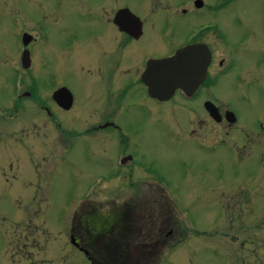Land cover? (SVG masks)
<instances>
[{
  "label": "rangeland",
  "instance_id": "rangeland-1",
  "mask_svg": "<svg viewBox=\"0 0 264 264\" xmlns=\"http://www.w3.org/2000/svg\"><path fill=\"white\" fill-rule=\"evenodd\" d=\"M91 1L63 4L60 24L88 40L80 45L83 57L77 56V66L88 59L85 56L97 55L91 43L106 36L108 29L96 18L80 15ZM123 1L141 15L147 12L146 0ZM200 1L202 9L178 17L175 8L184 3L186 9L190 0H162L169 9L146 15V35L135 44V58L127 64L132 68L144 54L157 56L152 48L160 42L180 45L189 29L215 26L224 38L220 45L214 43L217 60L223 49L235 69L213 92L237 117L230 135L237 145L229 148L218 142L231 129L225 123L194 119L188 112L192 124L165 121L155 128L139 125L137 107L131 109L126 115L132 126L125 129L131 148L138 162L160 173L166 185L162 193L152 188L115 190L120 181L104 183L99 178L107 181L109 169L100 145L78 138L65 151L44 112L30 102L14 107L16 82L22 79L24 86L26 79L16 61L14 33L7 35L0 21V264H90L70 243L72 221L80 218L91 228L116 220L124 209L132 210L133 224L149 217L151 232L157 223L172 231L161 241L158 254L138 256L136 264H264V62H259L264 56V0ZM27 6L35 10L26 2L8 5L23 16ZM74 70L56 75L66 82L74 74L80 77ZM68 83L77 93L85 90L82 83ZM129 98L141 104L136 92ZM109 152L114 160L113 150ZM162 200H170V206L159 207ZM132 231L137 236V230Z\"/></svg>",
  "mask_w": 264,
  "mask_h": 264
},
{
  "label": "flooded vegetation",
  "instance_id": "flooded-vegetation-1",
  "mask_svg": "<svg viewBox=\"0 0 264 264\" xmlns=\"http://www.w3.org/2000/svg\"><path fill=\"white\" fill-rule=\"evenodd\" d=\"M15 1L26 2L35 10L31 11L27 6L25 16L18 14L8 7ZM72 1L74 0H3L2 4L0 0V21L3 22L1 28L7 35L14 33V40L18 45L16 61L26 79L24 86L22 79L19 85L16 82L15 95L12 98L16 109L22 106V102H30L33 107L44 112L48 122L58 130L63 141L61 147L65 151L71 141L78 138L84 142L92 140L100 145L99 154L104 157L109 169L107 181L101 175L99 178L104 183L120 181V185H115L117 191L128 192L136 188L138 191H149L151 188L156 192L166 191L160 173L156 172L153 166H144L138 162L131 148L125 129L126 126L131 127L132 122L127 124L126 114L135 107L138 110L136 116L139 125L155 128L165 121L173 125L179 124L177 121L192 124L193 117L190 120L188 112L193 113L194 119L201 117L210 123H225L226 127L231 129L222 133L218 142L228 145L229 148L237 145L235 139L230 137L237 117L231 107L213 92L218 81L235 69V61L226 57L225 50H221L224 55L217 60L214 43L220 45L224 38L215 26L204 24L197 30L189 29L180 45L160 42L152 48L157 56L141 55L136 59L137 64L130 68L127 61L135 58V44L143 41L146 35V15L151 16L160 9L167 11L169 8L161 2L162 0H146L148 6L144 9L147 12L141 15L140 11H136L123 0H92L93 3L87 0L91 1L94 7L91 9L92 5H84L80 15L84 16V19L88 16L94 17L100 25L108 29L106 36L96 40L95 44L91 43L97 55L85 56L84 58L88 59L80 61L77 66L74 64L77 56L83 57L79 52L80 45L88 40L80 39L60 24L66 5L64 3L70 4ZM198 1L200 0H190L186 9L183 8L184 3H180L175 8V13L178 17H184L182 15L188 12L202 9L203 2L200 1L202 6L198 7ZM93 34L94 32L88 34V39ZM101 43H105V46ZM193 44L205 45L210 50V60L203 81L192 92L177 88L171 96L164 99L149 94L145 82L149 64L169 58L179 49ZM98 56L100 57L95 59ZM259 62H264V56ZM74 69L79 72L80 77H75L74 74L72 79L68 77L64 82V79L56 75H70ZM87 77L91 80L89 83ZM70 81L82 83L84 92L77 93L68 83ZM132 91L142 97L140 105L136 106L132 99H127ZM57 92L58 96L55 98ZM209 104L215 108H209L213 110L212 114L208 110ZM110 149L114 152V160L108 158ZM168 203H171L170 200H162L159 207L168 208ZM128 212L130 214L126 215ZM132 219L134 214L130 209L121 211L116 220L110 219L91 228L78 218L72 221L68 237L72 246L81 252L90 264L101 263L99 260L103 257V251L110 255H123L127 252L125 259L134 253L139 256L158 254L162 238L171 235V229L164 230L157 223L153 233L151 227L147 228V223H151L148 221L149 217L137 221L135 225L131 223ZM89 228L92 232H87ZM132 229L137 230V236ZM142 229L148 230L147 233L145 231L140 234Z\"/></svg>",
  "mask_w": 264,
  "mask_h": 264
},
{
  "label": "water",
  "instance_id": "water-1",
  "mask_svg": "<svg viewBox=\"0 0 264 264\" xmlns=\"http://www.w3.org/2000/svg\"><path fill=\"white\" fill-rule=\"evenodd\" d=\"M197 6L201 7L202 2L198 1ZM209 60V48L193 44L179 49L169 58L150 63L145 78L149 94L164 99L171 96L177 88L192 92L205 78ZM57 96L58 92L54 97ZM209 105L208 110L212 114L213 110L209 108H215Z\"/></svg>",
  "mask_w": 264,
  "mask_h": 264
},
{
  "label": "trees",
  "instance_id": "trees-1",
  "mask_svg": "<svg viewBox=\"0 0 264 264\" xmlns=\"http://www.w3.org/2000/svg\"><path fill=\"white\" fill-rule=\"evenodd\" d=\"M129 214H130V212L126 213V215H129ZM162 227H163V225H162ZM87 232H92V230L89 228V231H87ZM162 240L164 241V238H162ZM126 253L127 252H125V254H123V255H116V254L110 255L107 251H103V253L101 255L103 257H100L99 261L101 263H99V264H132V263H135V261L139 259L138 258L139 255L135 254V253L133 255L129 254L128 259H125V256H128V255H126Z\"/></svg>",
  "mask_w": 264,
  "mask_h": 264
}]
</instances>
